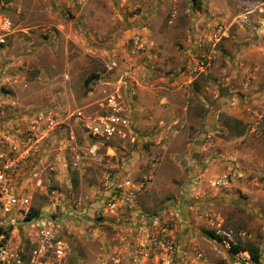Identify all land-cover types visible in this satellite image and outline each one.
Wrapping results in <instances>:
<instances>
[{"label": "rangeland", "instance_id": "1", "mask_svg": "<svg viewBox=\"0 0 264 264\" xmlns=\"http://www.w3.org/2000/svg\"><path fill=\"white\" fill-rule=\"evenodd\" d=\"M68 1L0 0V150H29L11 190L61 221L76 264H255L233 244L264 264V0ZM139 87L173 114L140 98L89 153L87 120L117 90L134 111Z\"/></svg>", "mask_w": 264, "mask_h": 264}, {"label": "built area", "instance_id": "2", "mask_svg": "<svg viewBox=\"0 0 264 264\" xmlns=\"http://www.w3.org/2000/svg\"><path fill=\"white\" fill-rule=\"evenodd\" d=\"M3 24L6 32L12 29L13 23L9 19ZM216 26V39L227 35L223 25ZM1 41H5V36L1 37ZM139 41L140 37L134 39L135 44ZM120 82L122 85L126 83L123 77ZM247 85L248 82H245L244 86ZM103 105L101 111L85 124L90 138L88 151L92 154L97 153L101 146L109 144L113 138L125 137L134 126L131 102L119 90L107 95ZM48 123L57 124L53 117L49 118ZM5 145L7 148L0 150V264H76L61 225L51 219H46L44 224L25 223L32 225V230L23 233L26 234L23 242L14 241L12 227L18 225L17 221L28 219L32 211L29 197L11 190L12 174L28 157L29 150L20 151L13 138H7ZM73 161V164L78 165L82 161L81 156L76 155ZM223 233L232 238V231Z\"/></svg>", "mask_w": 264, "mask_h": 264}, {"label": "crops", "instance_id": "3", "mask_svg": "<svg viewBox=\"0 0 264 264\" xmlns=\"http://www.w3.org/2000/svg\"><path fill=\"white\" fill-rule=\"evenodd\" d=\"M65 1H66V0H65ZM53 2H54V3H56V2L60 3V2H62V0H53ZM68 3H69L70 5L73 4V2H71V0L68 1ZM58 5H59V4H58ZM155 83H156V82H155ZM155 83H154V84H155ZM136 92H137V94H138V98H136V103H135V107H134V112H135V115H136L135 117H136L137 121H138V114L141 112V111H140V107H139L138 104L140 103V101H139L140 98H141V99H144L143 97H145V98L148 97L147 99H151L149 102L147 101V102H148V105L150 106L149 109L152 110V111H160V112H162V113L164 114V116H166L164 119L170 117L169 115L173 114L174 110L165 111V110H163V109L160 107V105H159L155 100L153 101L154 96H155V93H153L152 91H146L144 87H139V88L136 89ZM162 118H163V117H162ZM158 119H160V118H158ZM164 119H161V121H163ZM216 120H217V119H216ZM158 121H160V120H157L156 122H158ZM202 121H203V120H202ZM212 126H213V125H207L205 130H207V131L210 132V131L213 129ZM231 128H232V127H231ZM196 151H198V150H196ZM197 155H198V154H197ZM199 157H200L199 162H201V160H202V161L204 160V158H203L202 155H199ZM60 227H61V231H62L63 236H64L65 239L67 240V238H66V233H65L63 227H62V226H60Z\"/></svg>", "mask_w": 264, "mask_h": 264}, {"label": "trees", "instance_id": "4", "mask_svg": "<svg viewBox=\"0 0 264 264\" xmlns=\"http://www.w3.org/2000/svg\"><path fill=\"white\" fill-rule=\"evenodd\" d=\"M92 79V78H91ZM89 79V81L91 80ZM88 81V80H87ZM243 133L242 130L238 131L237 134L238 135H241ZM39 212L35 209H32V211L30 212V214L28 215V218H33L35 217L36 215H38ZM213 235H215L213 232H212ZM248 250L251 254V257H252V260L255 264H263L261 262V258H260V250H259V247H257L256 245L254 244H250V245H243V244H233L232 247L230 248V251L232 253H238V252H241V251H246Z\"/></svg>", "mask_w": 264, "mask_h": 264}, {"label": "water", "instance_id": "5", "mask_svg": "<svg viewBox=\"0 0 264 264\" xmlns=\"http://www.w3.org/2000/svg\"><path fill=\"white\" fill-rule=\"evenodd\" d=\"M41 219H52L47 213H41L39 216H37V217H33V218H28V219H26V220H24V221H17V223L18 224H25V223H30V222H37V223H39V221L41 220ZM46 222V221H45ZM44 222V223H45ZM61 221H55V223H60ZM43 223V224H44Z\"/></svg>", "mask_w": 264, "mask_h": 264}, {"label": "bare ground", "instance_id": "6", "mask_svg": "<svg viewBox=\"0 0 264 264\" xmlns=\"http://www.w3.org/2000/svg\"><path fill=\"white\" fill-rule=\"evenodd\" d=\"M46 221V219H41L40 221H39V223H44Z\"/></svg>", "mask_w": 264, "mask_h": 264}, {"label": "flooded vegetation", "instance_id": "7", "mask_svg": "<svg viewBox=\"0 0 264 264\" xmlns=\"http://www.w3.org/2000/svg\"><path fill=\"white\" fill-rule=\"evenodd\" d=\"M59 225H61V223H59Z\"/></svg>", "mask_w": 264, "mask_h": 264}]
</instances>
